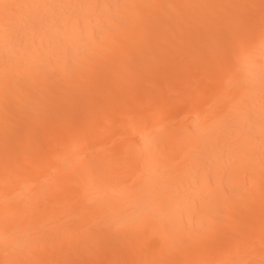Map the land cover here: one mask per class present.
I'll list each match as a JSON object with an SVG mask.
<instances>
[{
  "label": "bare ground",
  "instance_id": "obj_1",
  "mask_svg": "<svg viewBox=\"0 0 264 264\" xmlns=\"http://www.w3.org/2000/svg\"><path fill=\"white\" fill-rule=\"evenodd\" d=\"M0 264H264V0H0Z\"/></svg>",
  "mask_w": 264,
  "mask_h": 264
}]
</instances>
